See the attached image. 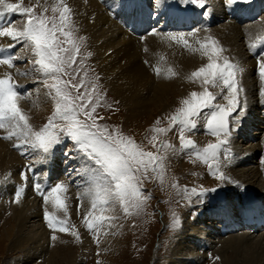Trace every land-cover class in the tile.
Segmentation results:
<instances>
[{"label":"bare ground","instance_id":"6f19581e","mask_svg":"<svg viewBox=\"0 0 264 264\" xmlns=\"http://www.w3.org/2000/svg\"><path fill=\"white\" fill-rule=\"evenodd\" d=\"M123 1L124 0H65V3L72 9V19L76 31L85 35L87 39L86 44L91 47V55L94 58L95 67L99 68L100 77L103 78L106 88L117 100H119V102H121L122 106L128 109L127 120L125 121L129 122V128L139 133L142 131L143 124H147V122H149L151 118L153 119V116L161 110L164 109L165 111L166 107L175 102L178 94L181 92H188V94H191L190 91L196 88L197 85L196 81L190 82L189 77L191 73L197 71L202 66H206L209 62L208 58L204 56L201 51H193L192 49H199V43L209 42L207 38L211 37L223 48V54L225 56H230L231 61L238 65L240 69L237 76L245 89V96L249 106L245 121H248L249 124L246 126L242 125L243 129L247 128V132L244 130L246 134H242L240 130L238 133L245 136V139L247 137V141L250 139L258 141L256 145H251L245 150H242L238 145L234 146L235 153L237 154L236 159L242 162H240L241 165L243 161L248 158L257 159L255 157L260 150H264V117L262 116L264 110L259 107L260 101H264V79L259 76L260 70L258 72L256 71L255 61L252 60V57L247 53L244 42H248L251 40L250 38L259 34L263 25L256 24L251 27L240 28V26L237 27V22L234 21H231L230 24H226L225 22V24L219 23L215 28H202V31H199L198 34L194 36L186 34L185 39L188 40V46H185L182 42L171 39V35H167L163 32L159 33L157 30H154L153 33L143 34L141 38H138L125 30L123 24L135 22L138 23L140 27L145 26L149 23L145 16L146 9L137 4L138 0H128L127 3L122 6L121 4ZM150 1L154 2V0ZM162 1L163 0H158L159 6L156 5V3L155 6L157 8L162 7ZM7 2L11 3V1ZM38 2H46L49 8L56 4L57 0H38ZM207 2L213 9V15L216 14V16L219 17L221 14L222 17H226L222 7V0H207ZM111 6H113V8L111 12L108 13L107 8ZM0 12L7 14L4 17V22H2L0 26H10L18 30L17 24L13 23L16 19V14L13 13L17 12L5 11L3 6H0ZM243 17L244 15L242 18ZM227 18L229 17H226L225 20ZM253 42L254 41L251 43ZM13 43L15 42L10 37L0 36V49L3 50L0 51L1 59L7 58V52H16L14 66L10 67L0 63V78H3L6 74H11L14 83L24 86L23 89H20V92L23 95L26 89L28 94L19 101L20 107L29 116L34 115V111L36 110H33V107H27L28 99L30 98V104L33 103V105L38 108L44 104L45 98L42 96L36 100L32 99L31 93H33L35 83L27 77L28 75L31 76V72L26 74L27 71H25V73L22 74L25 68L19 64V61H21L19 57H26L28 48H22L19 43L16 44L15 48H10L9 46ZM261 59H264V55L258 62H260ZM32 86H34V88ZM169 98L171 102L167 103ZM153 107L155 114L149 111V109ZM42 111L43 112H40L35 117L37 123H39L40 118L44 114V109H42ZM34 123L35 122H32L33 125ZM37 123H35V125ZM254 130L255 132L251 133ZM0 131H2L0 135L3 137L8 135L6 129H0ZM2 136H0V138ZM4 139L5 141L0 140V192L2 189L4 191V195L2 196L7 195L11 181H17L19 165H21L22 168L25 165V161L23 160L25 151L22 154V150L15 146L18 145L20 141L15 137L11 140ZM64 149V147H60L57 151H53L51 158L47 160L51 166L49 173L52 178L58 179L68 174L67 169L63 168L64 162L61 157ZM70 162L75 167L78 166L79 168H81L84 163L83 159L78 156H76L75 161L72 160ZM262 162L260 163H262L263 166H260L258 169L239 170V174H234L233 171L231 173V181L238 183L234 186L236 189L233 188V190L238 192L239 185H249L253 189L255 188L256 194L258 195L256 199L264 200V160ZM234 164L237 166V163ZM190 166L191 165L177 164L175 168L180 169L181 172L186 174L188 172L187 168ZM71 172L73 173V171ZM2 178H4L5 181L1 180ZM86 180L87 178L83 177L80 181L83 187H88ZM188 181L192 183L195 182L191 179ZM222 184L223 183L218 179L203 182L205 189L218 186L221 188ZM233 190L231 189L230 191L232 194L231 198L234 199L236 196L239 197V194L234 193ZM81 193L82 192L79 191L80 197ZM1 194L2 193H0V197ZM71 197L73 198V195ZM3 198L6 200V198L9 197ZM74 198L72 203L70 202L69 204L67 202L71 218L76 219L78 216L84 218L88 217L87 213L91 210V199L83 198L85 202L77 205ZM241 199H244V197H241ZM4 200L0 203V252H4L5 254L7 248L12 251L21 249L28 244L23 256L21 255L22 257L20 258V260L25 263L28 262V260L30 262L36 255H43L45 258L48 256V259L53 264H76L77 260L83 256L87 257L90 253L95 251L108 252L109 257L104 259L107 263H109V259L112 260L116 257V250L119 248L112 247V245H119L121 242L119 238L115 240L111 238L112 234L115 233V231H112L114 225L111 224L114 223L115 220L111 222L106 221L103 228L99 230V239L103 234L101 246L95 249V251H92L95 241H91L88 235L85 237L78 232V230L76 231V225L73 227L74 230H72V234L55 233L52 234V237L55 236L56 239H52L48 229L43 225L41 218L40 220L38 218L39 216L41 217V207L31 198L30 194L18 202L17 200L9 201V204L11 202L12 205H9L8 202ZM239 201L240 202L237 201V203H241V200ZM237 203L236 201H228L222 211H206L203 216L195 220V224L198 225L197 227L192 226L187 221L186 223H188V225L184 227L182 235L175 241L176 245L170 249L169 257L167 258L169 264H200V260H203L202 258L204 255L202 250L208 247L213 248L212 244L215 245L220 242L221 244H225L226 241H224L222 237H219L218 240L210 241L208 239L212 234H216L217 236L220 235L216 225L218 222L215 223L216 221L213 222L212 220L218 219L224 221L226 224L225 226L224 223H221L222 221L220 222L221 226L223 225L222 229L224 233L235 232V230L242 228L249 229V233L247 231V233L244 232L241 234L240 237L242 238L253 237L250 232L255 235V233L264 231V207L257 204L255 200L257 206L249 213L244 214L246 209H238L236 212H232V209ZM2 210L4 212L3 215L1 214ZM113 212V210H108L103 214L105 216L116 217V215H111ZM95 214L98 215L100 213L97 210ZM238 214L242 216L243 220L241 223L235 224L234 221L238 218ZM205 218H208V223L202 222L198 224V222H201V220ZM108 223L109 227L107 225ZM189 229H191L190 232L188 231ZM73 233H76V235H73ZM237 236H232L228 239L229 241L239 239L240 237L238 236V238ZM263 238L264 236L258 241L260 244L264 241ZM5 242H7L8 245H5ZM48 243L53 247L51 253L45 250L46 247L44 245H48ZM108 244H110L109 247ZM183 244H191L194 246L193 248L199 251L198 254L191 250L192 247H186V245ZM251 250L252 249L249 251ZM256 250L257 249H254V251ZM103 256L104 255H101L98 259L103 260ZM118 256L120 257V253ZM262 261L264 262V259ZM215 262H217V260ZM258 263L260 262H257V264Z\"/></svg>","mask_w":264,"mask_h":264},{"label":"rangeland","instance_id":"374dc122","mask_svg":"<svg viewBox=\"0 0 264 264\" xmlns=\"http://www.w3.org/2000/svg\"><path fill=\"white\" fill-rule=\"evenodd\" d=\"M7 1H11V3L22 5L23 7H34L36 9L37 14H39L44 7L48 8L49 6L46 4V2L40 3L38 2V0H7ZM228 1H224L223 6L226 5ZM262 1H263L262 9L264 10V0ZM250 2H248L247 4H249ZM202 3L203 5L208 4L207 0H204ZM240 4L245 5L246 3L234 4L228 10L225 9L226 7L223 8L226 17H229L226 20H225L226 17H222L221 14L219 17H217L215 14L213 20L214 25L212 26V28L218 26L219 23L230 24L231 21L237 22V27L240 26V28L251 27L256 24H262L263 27L260 30L259 34L250 38L251 40H249L248 42L246 41L244 42V47L245 49H247V53L252 57V60L255 61L254 62L256 67L255 69L258 72L259 71L258 60L262 58V56L255 59L254 56L251 54V52L253 50L252 45L256 44L260 39L264 38V16L258 17L259 19L256 22L240 25L241 24L240 20L242 16L238 18H231V16H229L228 14V12L230 13L236 12L237 10L236 6ZM251 6L252 5L249 6L247 5L244 11H247ZM259 11H260V7H256L255 14ZM252 12L253 11H251V13ZM15 14H16V19L14 20L15 22L14 21L13 22L17 24L18 30H22L23 27L26 26L27 16L23 15L20 12H17ZM47 15L49 16L52 15L51 7H49V12L47 13ZM199 31H202V29L196 30L195 35L198 34ZM76 36L78 37L77 42L80 46L81 52L77 56V63L73 67L76 68L80 74L77 75L75 80H73L72 82L77 83L80 80H84V88H82L81 91H85V90L91 91V86L93 84L97 86L96 96L100 101V106L97 107V113L95 115L103 117L102 120L98 119L97 123L101 125H108L110 129L119 128L125 135H129L133 137L137 143H143L147 147V150L154 151L157 153L158 156L165 157L163 161V166H164L163 176L161 178V176L157 175V173H151L149 175V178L143 181L141 186V191L144 193V196L148 198L145 200V204L142 212L137 214L133 210L130 212V214H125L123 213L122 208L117 206L114 212L111 214V215H116V219L114 223L111 224L114 225L112 227V231H115V233L112 234L111 238H113L114 240L119 238V241L121 243L119 242L120 243L119 245L117 244L114 246L112 245V247L119 248L116 250V254L119 255L120 253V257L115 254L116 257L113 258L112 260L109 259V263H107L104 260L106 257H109L108 252L95 251V249H98V247L101 246V240L103 239V234L99 239L98 236L99 230L88 229L87 220L91 218L89 217L84 218L78 216L76 219H72L71 215L69 214L70 209L68 208L67 202L69 204L70 202L72 203V200L75 197L74 199L77 205L83 204L85 200L82 197H80L79 191L83 192L84 188L86 187L85 186L83 187V184H80V181L82 180L83 177L77 175L75 171L76 169H79V167L78 166L75 167L70 162L72 160L75 161L77 155L73 151L74 142L68 140L67 138L65 139L64 143L56 146L53 151H57V149H59L60 147L65 148L63 154H61L62 155L61 157L64 162L63 168L67 169L68 174L63 175L58 179L52 178L49 173V170L51 169L50 164L47 161H44L46 163L41 162L38 158V154L31 153L30 150L25 151V153L23 154V160L25 161L24 163L25 165L23 168L21 165H19V167L21 168L18 167L17 181H11L8 187L7 195L2 196L4 195L3 189L0 192L2 193L0 197V203L4 200L3 197H9L6 198V200H4L8 202V204L9 201H16L17 200L16 193L18 191L21 193L19 200L26 198L27 195L30 194L31 198L35 202H37L38 205L41 207V211H40L41 217L39 216L38 218L39 220L41 218L43 225L45 226V228L48 229L49 235H51L50 237H52V234L55 233L72 234L73 232L72 230H74L73 227H75L76 225L77 226L76 231L78 230V232H80L85 237L88 235L91 241L93 240L95 241L92 247V251L95 252L90 253L87 257L83 256L82 258L76 261V264H117V263L118 264H169L167 258L169 257L170 249H172V247L176 245L175 241H177L179 236L182 235V231L184 230V227L188 225V223H186L187 221L192 226L197 227L198 225L195 224L196 219L203 216L206 213V211H216V210L222 211L228 201H233V202L236 201L237 203V201L240 202L239 200H241V203H237L235 207L232 209V212H236L239 209L238 207L246 206V204L249 202H251L250 205L240 209L245 210L247 208H251V209L256 208L257 205L255 204V200L257 204L264 207V200L256 199L258 195L256 194L255 188L253 189L249 185H245V186L239 185L238 192H236L235 190H233V188L238 183H234L231 181V177H232L231 173L233 171L234 174L235 173L239 174L240 173L239 170L241 171L248 169L251 170L253 168L258 169L260 166H263L262 161L264 160V150H260L258 155L255 157L257 159L248 158L247 160L243 161L242 165H241L242 162L236 159L237 154L235 153L234 146L238 145L239 147H241L242 150H245L248 149L251 145H256L258 142L255 141L254 139H250L249 141H247V137L245 139V136L242 135V134H246L247 132V128L243 129L242 125L246 126L249 124L248 121H245L246 114L249 111V106L247 104V99L245 96L246 95L245 89L242 85V82L238 79V76L237 79L240 83V86H242L243 88V91L240 93V99L242 102L246 100L244 110L239 117V123H235V121L233 120V117H235L236 113H233V117L229 118V127L232 130V134L228 138L229 143L226 146H224L225 149H227L228 151L222 150L221 153L219 154L218 161L216 162L209 161L208 163H205L201 158L195 155L196 149H184L182 147L181 139H180L182 126L178 124L169 123V118L173 116L176 110L182 106V101L184 100V98L186 99L190 97L191 95L190 93L188 94V92L187 93L181 92L180 94H178L175 102L173 104L171 103L172 105L170 104L168 107H166L165 111L163 109L159 113L155 114L154 107L150 108L149 111H151L155 115L153 116V119L151 118V120L147 122V124H143V127L141 129L142 131L138 133L130 129L128 124L129 122L125 121L127 120L126 117H127L128 109L122 106L121 102H119V100H117V98L106 88L105 82H103V78L100 77L99 68L95 67L93 56L89 55V53L92 54L91 47L90 45L86 44L87 39L85 38V35H83L81 32L76 31ZM252 41L254 42L251 43ZM20 46L22 47L21 44ZM26 53H27L26 57L24 56L23 59L19 61L20 62L19 64L25 68L22 74L25 73V71H27L26 74L31 72V76L29 75L27 76L30 80H33L35 83V88L34 86H32L34 90L33 93H31V97L33 100L39 99L42 96H44L45 98L44 104L38 108H36L33 105V103L30 104V98L27 101V107L28 108L33 107L32 109L36 110L34 111L35 113L34 115H30L31 123L32 122L37 123L35 117L40 112H43L42 109H44V114L40 118L39 123H37L36 125L34 123L35 127H39L47 123L48 118L52 115L54 111L55 103L52 100V98L47 95V89L42 83L41 74L34 71V66L31 62L32 59L34 58L32 56L33 55L32 51L28 48ZM221 55L222 57L228 58V60L231 63H234L231 61L230 56H225L223 52ZM219 62L222 63V60ZM85 73H87L86 76ZM194 81H196L197 83L196 88H193V90H191L190 92L191 93L202 92L205 87L202 83V80L201 79L190 80V82H194ZM207 87L208 90L213 92L214 94L220 92V89L216 87L213 86H207ZM226 91L227 90L225 89V94ZM167 101H168L167 103H170L171 99L169 98ZM217 102L222 104L227 103V101L222 100L219 95H217V100L214 101V103ZM259 107L262 108V110H264V101H260ZM208 111L210 110L209 109L202 110L201 118L197 119L196 129L191 131L184 130L183 133L184 138L186 140H192L196 144L197 149H203L207 147L209 143L218 142V138L211 135V133L207 132L206 130V120L204 119V114L207 113ZM262 116L264 117V113L262 114ZM157 120H160L159 125H156ZM155 127H163L169 130L164 133L156 134L153 131ZM239 130L241 131L242 134L238 133ZM254 132L255 130L252 131L251 133ZM152 135L157 136L156 148H153L151 145L148 144V139H150ZM0 140L5 141L3 136L0 138ZM165 143L171 145V147L167 149L162 147V145ZM66 153H69V155H66ZM234 163H237V166ZM177 164H184L191 166L187 168L188 172L184 174L183 172L180 171V169L175 168V165ZM216 164H218L220 170L223 171L225 175H228L227 177H229V180L221 181L223 183L221 188L219 186L214 187L215 189H217L215 192H209L206 196L203 197L189 195L184 191L185 188L189 190L192 188H196L197 191H200L202 189H205L203 182L216 180V178L211 175V169L209 167V165H212V167L214 168ZM29 168H31L32 170H29ZM71 171H73V173ZM22 172L26 173L27 175L26 180L22 178L21 175ZM39 174L43 178V182H41V178L39 179ZM189 179L195 182L193 183L189 182L188 181ZM1 180L5 181L4 178H2ZM36 183H40L41 185H43L44 195H47V193L51 190V188L54 187L56 184L58 183L64 184L67 188V191L66 193H61V199L65 201L66 208H60L55 204H53L51 201H45L44 195H41L39 192L35 190L34 184ZM230 184L232 185V187ZM45 185L48 186L46 187ZM231 189L233 190L234 193H238L239 197L236 196L235 197L236 199L235 198L232 199L231 198L232 194L230 192ZM72 195L73 198L71 197ZM241 197H244V199H241ZM143 198L144 197H142V199ZM9 205H12L11 202ZM46 213H51L58 221H63L64 223L60 224L56 229L50 228L48 226L47 220L45 219ZM1 214L2 215L4 214L3 210L1 211ZM235 220H237V218ZM212 221L213 222L216 221L215 223L218 222V224L216 225L219 229L220 235L217 236L216 234H212L211 237H208V239L211 241V240H218L219 237H222L226 242L225 244H221V242L215 245L212 244L213 248L208 247L205 250H202L204 255L202 258L203 260L202 261L200 260V264H215V263L237 264L238 262H239L238 264H249V263L257 264V262H260L258 264H264V262L262 261L264 259V253H263L264 241L262 242V244L258 242L264 236L263 233L264 231L255 233V235H253L252 232H250L253 237L242 238L240 237L241 234L244 232L247 233V231H237V232L235 231L231 233H224L222 226L220 224L221 221L217 219ZM202 222L208 223V218L201 220V222H198V224ZM107 225L109 227V223ZM59 227H66L68 228V231L61 232L59 231ZM188 231L190 232L191 229H189ZM232 236L234 237L237 236L239 239H235L233 241L231 240L232 241L231 242L229 241L228 238H231ZM5 245H8V243L5 242ZM27 246L28 244L21 249H16L12 251L7 248L5 254L4 252H0V264H16V263L17 264H53L48 259V256L45 258L43 255H38V256L36 255L30 260V262L29 260L26 263L21 261L20 258L23 256ZM44 246L46 247L45 248L46 252L51 253L53 251L52 249L53 247L52 245H49V243L48 245L45 244ZM109 246L110 244H108V247ZM186 247H192L191 250L195 251L197 254L199 252L198 250H196V248H193L194 246H192L191 244L189 245L187 244ZM250 249L252 250L249 251ZM254 249H257L258 251L257 250L254 251ZM248 252L250 256L248 255ZM250 252L252 255L250 254ZM101 255H104L103 260L98 259V257H100ZM258 258L260 259V261ZM216 260L217 262H215ZM244 260L247 262H245ZM190 263H194V262H190Z\"/></svg>","mask_w":264,"mask_h":264},{"label":"snow or ice","instance_id":"6c2138e0","mask_svg":"<svg viewBox=\"0 0 264 264\" xmlns=\"http://www.w3.org/2000/svg\"><path fill=\"white\" fill-rule=\"evenodd\" d=\"M175 2L184 6L182 0ZM204 7L202 0H186L187 4H196ZM250 0H231L232 4L248 3ZM0 6L8 12H20L27 16L26 26L22 30H17L10 26H0V36L10 37L15 43L10 48H15L19 43L24 48H29L33 53L32 64L34 71L42 76V83L47 89V95L52 98L55 108L47 123L35 127L30 122V116L20 107L19 101L27 95L25 89L22 95L20 89L23 85L13 82L11 74H6L0 78V129H6L8 135L4 138L20 141L16 147L24 151L38 154L41 162L51 158L56 146L64 143L65 139L74 142L73 151L84 161L81 168L76 169L77 175L86 177L88 187L81 193L82 198L91 199V210L87 216V227L90 230H101L106 221H114L116 217L105 216L103 213L108 210H115L117 206L122 208L123 213L130 214L135 211L137 214L143 211L145 200L141 191L144 180L149 178L151 173L163 176L165 157L158 156L156 152L147 150L143 143L125 135L119 128L110 129L108 125H101L97 120L103 117L95 115L100 101L96 96V85L91 86V91L85 90L84 80L73 83L79 71L73 66L77 63V56L81 49L77 42L76 28L72 19V9L65 3V0H57L51 6L52 15L49 16V8L44 7L37 14L34 7H23L15 3H8L7 0H0ZM3 13L0 12V15ZM195 35V32L188 33ZM171 39L182 42L188 46L185 33L181 32L171 35ZM204 43H199V49L208 58L206 66L200 67L191 73L190 80L201 79L204 87L202 92H192L190 97L182 101V106L178 108L173 116L169 118L170 124H178L181 127V145L184 149H196L195 155L205 163L219 160V154L229 143L232 130L229 127V118L233 117L235 123H239V117L244 110L245 101H241L240 93L242 86L237 79L239 66L231 63L228 58L222 57L223 48L211 37ZM256 47L255 44L252 45ZM0 51H3L0 49ZM89 55H91L89 53ZM21 60L23 57H19ZM15 55H8L7 58L0 59V63L14 66ZM222 60V63L219 62ZM260 76L264 79V59L258 64ZM87 73H85V76ZM207 86L220 89L214 94L208 90ZM225 89L226 94H225ZM217 95L226 104L214 103ZM209 109L204 114L206 120V130L211 135L218 138V142L209 143L203 149H197L192 140L184 138V130H194L197 128V119L201 118V112ZM239 109V111H238ZM83 117V118H82ZM160 120L156 121V125ZM169 129L155 127L156 134L167 132ZM222 137V138H221ZM148 144L153 148L157 146V136L152 135L148 139ZM165 149L171 145H162ZM158 151V149H157ZM69 155V153H66ZM211 169V175L220 181L229 180L219 165ZM29 170H32L29 168ZM22 178L27 179L26 173L22 172ZM34 188L41 195L43 185L34 184ZM217 189L196 188L184 191L189 195L197 197L206 196L209 192ZM64 184L58 183L44 195L45 201H51L60 208H66L65 201L61 199V193H66ZM21 193H16L17 202ZM142 197H144L142 199ZM99 211L100 214H95ZM45 219L48 226L56 229L63 221H58L51 213H46ZM59 231L66 232L68 228L59 227ZM76 235V233H73ZM52 239H56L55 236Z\"/></svg>","mask_w":264,"mask_h":264}]
</instances>
